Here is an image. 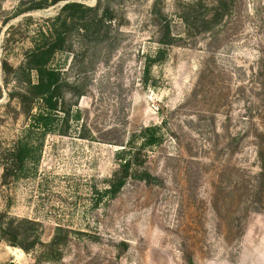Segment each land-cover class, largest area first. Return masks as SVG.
<instances>
[{"label": "rangeland", "instance_id": "374dc122", "mask_svg": "<svg viewBox=\"0 0 264 264\" xmlns=\"http://www.w3.org/2000/svg\"><path fill=\"white\" fill-rule=\"evenodd\" d=\"M33 1L0 0V210L39 223L45 241L64 229L63 258L40 264H264V0H233L195 36L180 9L200 0H100L102 40L75 32L53 60L68 121L41 102L27 115L11 96L4 60L19 67L64 4L15 16ZM164 17L173 45L158 42ZM16 144L25 166L2 185ZM0 264L37 263L3 241Z\"/></svg>", "mask_w": 264, "mask_h": 264}, {"label": "trees", "instance_id": "16d2710c", "mask_svg": "<svg viewBox=\"0 0 264 264\" xmlns=\"http://www.w3.org/2000/svg\"><path fill=\"white\" fill-rule=\"evenodd\" d=\"M64 2L59 13L47 20V23L36 32L33 46L27 51L25 60L15 70L8 67L4 60L6 73L13 71L15 82L20 88L11 92L12 97H17L24 112L32 114L34 105L41 102L43 107L51 112H62L66 121L70 116V110L65 109L66 89L69 82L63 77L60 69L53 67L55 56L68 51L69 37L73 33L96 35V42H100L101 25L104 16L109 14V7L102 6L100 0L95 6H88L77 0H38L30 3L29 7L15 13L18 16L27 11L44 9L51 5ZM158 2V1H157ZM233 0H203L188 2L180 9L181 18L186 26L188 36L210 31L225 18L232 7ZM157 3L154 10L156 11ZM161 23L160 38L158 42L162 46L173 45L178 39L172 33L170 21ZM9 39V38H8ZM153 61H161L164 58L162 50ZM151 64V61L148 65ZM83 93H78L82 95ZM1 97V96H0ZM125 146L124 143L120 144ZM3 158L2 185H8L16 180L18 173L25 166L27 152L20 144L5 151ZM259 156H264V151H259ZM136 160V153L125 158L111 179L112 191L117 194L131 176V170ZM264 170V158L261 166ZM40 224L28 218H20L9 214L6 210H0V242H7L12 247H20L28 253L35 254L37 264L45 261H59L63 258L65 247L68 245V235H64V229L58 228L55 235L49 241L42 238L39 231Z\"/></svg>", "mask_w": 264, "mask_h": 264}]
</instances>
